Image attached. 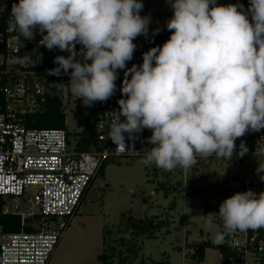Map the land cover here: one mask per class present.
<instances>
[{"label":"clouds","instance_id":"9594fccd","mask_svg":"<svg viewBox=\"0 0 264 264\" xmlns=\"http://www.w3.org/2000/svg\"><path fill=\"white\" fill-rule=\"evenodd\" d=\"M167 2L173 10L166 23L170 38L131 68L126 63L137 48L133 41L149 35L151 17L140 15L142 0H19L12 4L11 30L32 40L38 29L39 45L69 53L56 56L57 67L48 74H69L71 92L85 106L109 100L117 70H125L108 138L125 147V133L131 139L151 130L147 139L153 147L144 165L187 170L197 156L242 157L247 148L242 141L237 153L236 140L264 129V0H249L247 10L217 0ZM40 59L42 53L36 60L23 57L30 66ZM256 171L264 181V163ZM212 214L223 226L213 240L217 245L238 231L264 229V191L226 198L208 224ZM15 256L7 253L12 264Z\"/></svg>","mask_w":264,"mask_h":264},{"label":"built area","instance_id":"2783aa9c","mask_svg":"<svg viewBox=\"0 0 264 264\" xmlns=\"http://www.w3.org/2000/svg\"><path fill=\"white\" fill-rule=\"evenodd\" d=\"M18 2L0 0V198L3 214L19 218V230L7 231L0 225V264H12L7 257L11 251L16 253L14 264H49L103 165L118 157L141 155L147 143V129L134 133L131 139L125 133V147H117L108 138L114 112L119 110L117 101L122 98L124 69L117 70L115 94L93 109L95 141L87 150L78 145L82 132L73 137L66 127L31 126L32 116L47 108L53 88L59 89L63 101L62 84L68 82L70 75L61 71L59 76H53L48 70L57 67L53 62L56 56L67 57L69 53L39 45L42 36L38 29H34L32 40L19 38L11 30L12 4ZM133 43L137 48L126 68L141 65L143 53L150 49L149 40L143 35ZM80 48L77 44V52ZM41 53L42 59L34 66L25 64V55L36 60ZM244 136L255 143L253 152L264 155V129ZM223 189L221 202L249 189L260 193L264 191V181L259 174L233 176ZM214 218L222 232V223L215 215ZM223 245L232 251L225 264L264 262V229L238 231Z\"/></svg>","mask_w":264,"mask_h":264},{"label":"rangeland","instance_id":"374dc122","mask_svg":"<svg viewBox=\"0 0 264 264\" xmlns=\"http://www.w3.org/2000/svg\"><path fill=\"white\" fill-rule=\"evenodd\" d=\"M230 2L217 0L219 5ZM142 3L140 15L151 17L149 30L154 32L159 28V33H167L166 23L173 15L167 0H142ZM67 80L62 84L66 128L76 137L98 102L85 106L72 94L70 78ZM151 135V130L147 129V138ZM151 147L147 139L141 155L109 160L49 264H104L98 256L111 246L116 253L112 264L122 259L123 264H137L143 255L156 264H219L223 261L221 251L210 247L203 263H198L192 259L193 244L213 242L221 226L215 218L211 224L207 223L213 213L209 207L220 199L229 177L256 175L258 163H264V155L252 152L225 161L214 155L197 156V163L187 170L166 171L141 162ZM130 218L168 221L169 226L153 230V237L137 236L128 224ZM132 244L139 247L135 258L130 251Z\"/></svg>","mask_w":264,"mask_h":264},{"label":"trees","instance_id":"16d2710c","mask_svg":"<svg viewBox=\"0 0 264 264\" xmlns=\"http://www.w3.org/2000/svg\"><path fill=\"white\" fill-rule=\"evenodd\" d=\"M230 4H242L244 7H249V0H231ZM171 32L168 31L167 33H158L153 36V32H150L147 39L149 40V47H156L163 45L164 42H166L170 38ZM96 114L95 110H92L91 113L87 116V119L84 124V129L81 133L82 138L79 140V148L81 150H87L89 148V144L93 143L95 141V122H96ZM34 123H31V126L33 127H57V128H65L66 127V114L64 112L63 107V101L59 95V89L57 87L52 89L51 96L49 103L47 104V108L38 114H35L32 116ZM245 144L247 148V152H253L255 150V143L251 138H247L245 136L239 138L236 140V146H237V153L239 152V146L241 142ZM245 153V154H246ZM245 154L243 156H245ZM241 157V156H240ZM109 162V161H108ZM106 162L102 169L100 170V173L98 176L102 175L104 172V169L106 165L108 164ZM224 193V189L221 191V196ZM230 196H227L228 198ZM225 198V199H226ZM222 202L219 200L215 201L209 209L214 213L219 211V206ZM3 202L0 198V225H4L5 229L7 231H16L19 230V218L16 216H11L7 214H3L2 212ZM219 221V219H218ZM220 222V221H219ZM130 225V228L132 231L134 230V234L137 236H143L147 235L148 237H153L154 231L161 229L164 226H169L168 221H159L156 222L153 218L145 219V220H137V219H131L128 223ZM104 243H107L106 241ZM194 251L192 253V259L197 261L198 263H203L206 257V250L210 247H216L218 248L222 255H223V261L219 264H225L226 260L232 255L231 249L227 245H217L211 242L210 240L206 241H200L195 244H193ZM107 249V248H106ZM115 247L111 246L107 250L103 251L102 254L98 256L99 260H101L104 264H112L113 258L115 256ZM130 251L132 253V256L135 258L139 254V247H134V244L131 245ZM124 260H119L118 264H123ZM137 264H156V262L150 258L144 257V255L141 257L139 262ZM260 264H264V262H261Z\"/></svg>","mask_w":264,"mask_h":264},{"label":"crops","instance_id":"0c3cea01","mask_svg":"<svg viewBox=\"0 0 264 264\" xmlns=\"http://www.w3.org/2000/svg\"><path fill=\"white\" fill-rule=\"evenodd\" d=\"M151 32H153V31H151ZM249 153H252V152H249ZM249 153H246V154H249ZM246 154H245V155H246Z\"/></svg>","mask_w":264,"mask_h":264}]
</instances>
